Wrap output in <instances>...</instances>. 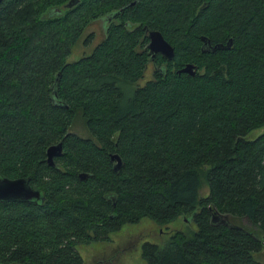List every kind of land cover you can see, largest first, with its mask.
<instances>
[{"label":"trees","instance_id":"obj_1","mask_svg":"<svg viewBox=\"0 0 264 264\" xmlns=\"http://www.w3.org/2000/svg\"><path fill=\"white\" fill-rule=\"evenodd\" d=\"M66 1L0 2V176L42 196L0 202V264H83L79 243L187 215L194 230L143 243L141 264H264V0ZM146 28L173 56L143 79ZM200 36L232 44L201 52ZM79 39L89 50L70 61ZM75 117L89 136L69 131Z\"/></svg>","mask_w":264,"mask_h":264},{"label":"rangeland","instance_id":"obj_2","mask_svg":"<svg viewBox=\"0 0 264 264\" xmlns=\"http://www.w3.org/2000/svg\"><path fill=\"white\" fill-rule=\"evenodd\" d=\"M85 30L86 32H92L91 41L98 40L102 37L99 20H94L89 23ZM80 40L73 46L72 53L68 55V60L76 59L82 49L89 50L90 43L82 45ZM150 70L151 66L147 65L143 79L149 78L151 74ZM143 82H139L138 84L141 85ZM69 131L80 137L89 136L78 117L73 119ZM261 131L262 128L254 130L249 136H255ZM206 193L207 187L202 182L198 194L205 195ZM229 221L232 224L242 227H248L249 225L244 218H229ZM175 230L183 232L194 230V223L190 215L186 217L177 216L172 221L161 225L143 217L136 223L123 224L119 229L108 233L107 238L104 240H97L88 244L79 243L76 245V249L83 260V264H141V245L147 242L162 246L170 233ZM254 256L264 263V248H261Z\"/></svg>","mask_w":264,"mask_h":264},{"label":"water","instance_id":"obj_3","mask_svg":"<svg viewBox=\"0 0 264 264\" xmlns=\"http://www.w3.org/2000/svg\"><path fill=\"white\" fill-rule=\"evenodd\" d=\"M77 0H67L63 5L64 7H70ZM1 2V0H0ZM55 11L58 9L55 8ZM148 42L146 48L148 53L153 56L154 54H160L166 60H170L173 56V49L170 44L162 37V35L157 30L147 31ZM201 52H213L215 50H225L229 49L232 40L228 38L224 43H215L211 45L205 36H201ZM195 66L191 63H185L182 67L176 70L177 73H186L190 76L195 74ZM56 79V78H55ZM62 146L60 142L51 144L45 149V161L47 165H53V158L58 157L61 154ZM112 161V169L117 170L120 167V158L117 154L113 153L109 156ZM78 177L84 178L85 173H79ZM41 201L42 196L37 189H33L28 184L27 177H16L8 178L5 176H0V202L5 201Z\"/></svg>","mask_w":264,"mask_h":264},{"label":"flooded vegetation","instance_id":"obj_4","mask_svg":"<svg viewBox=\"0 0 264 264\" xmlns=\"http://www.w3.org/2000/svg\"><path fill=\"white\" fill-rule=\"evenodd\" d=\"M124 25H125L128 29H129V28L132 29V25H133V24H130V23L125 22ZM148 30H155V29H148V28H146V29H145V32H144L146 38H147V31H148ZM157 31H158V30H157ZM159 33H160V32H159ZM200 37H201V36H200ZM200 40H201V39H200ZM147 42H148V39H147ZM201 44H202V42H201ZM200 47H201V46H200ZM200 47H199V49H200ZM157 54H158V53H157ZM154 55H155V54H154ZM154 55H153V56H154ZM159 55H160V54H159ZM153 56L150 55L151 61H149V62L147 63L148 66H149V65L151 66V70L154 68V63L152 62V61H153V60H152ZM164 59H165V58H164ZM151 70H150V71H151Z\"/></svg>","mask_w":264,"mask_h":264}]
</instances>
